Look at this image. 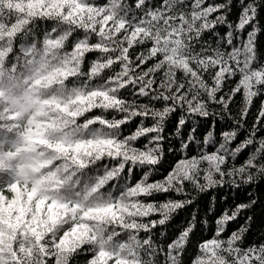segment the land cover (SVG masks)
<instances>
[{"label": "snow or ice", "instance_id": "6c2138e0", "mask_svg": "<svg viewBox=\"0 0 264 264\" xmlns=\"http://www.w3.org/2000/svg\"><path fill=\"white\" fill-rule=\"evenodd\" d=\"M261 18L264 0H0V264H264L251 216L229 230L255 199L225 208L194 251L195 215L153 238L193 191L264 181V99L246 125L264 96ZM172 136L179 158L152 179Z\"/></svg>", "mask_w": 264, "mask_h": 264}, {"label": "trees", "instance_id": "16d2710c", "mask_svg": "<svg viewBox=\"0 0 264 264\" xmlns=\"http://www.w3.org/2000/svg\"><path fill=\"white\" fill-rule=\"evenodd\" d=\"M217 2H222V0H217ZM238 14L239 9L234 6L233 11L229 16V19L235 22ZM261 27L264 28V18H261ZM217 31L220 33L221 36H223L228 31V29L226 27L221 26L217 29ZM245 31H247V29ZM205 38L210 39L212 44L215 45L216 37H212L211 34H206ZM257 56L259 60L264 61V31H261L257 37ZM234 83V80L227 82L229 86H233ZM225 90H227V88ZM262 99H264V96H260L254 99L253 105L249 111L248 119L246 121L247 126H250L255 120L256 112L259 108L260 100ZM241 107L242 96L240 94H237L233 98V101L229 105V108L232 110L233 115L238 117V113ZM177 119L178 114L174 115L172 119L168 122L165 129V136H168L170 133L174 132ZM211 123L212 117H209L208 120H201L198 125L197 134L203 137V135L206 134L207 131L211 130ZM130 127H134V125ZM231 127V121L226 120L224 123L217 121L215 134L218 136L220 131L230 130ZM188 130L189 126L186 125L182 131V136H186ZM261 134L264 135V133ZM243 136L244 131L241 130V132L239 133V138L243 139ZM169 143H171L174 148H178L179 140H177L175 136H172L170 141L165 142V156L160 165L161 174L154 175L152 179H159L162 175H166L167 171L170 170L175 160L179 158L178 152H167V146ZM242 159L243 155L238 158L237 162L239 163V161ZM140 174L141 173L139 172H133V182H135V180L139 178ZM192 195L195 197V200L191 205L179 210L178 213L173 214L171 220H169L165 225H157V227L153 229V232L155 233L153 238L155 240H157L159 243L166 245L169 241L176 237V235L181 231L182 228L187 226L188 222L192 219V216L195 215L196 229L194 230L192 241L194 251L195 245L199 241L211 237L215 228L214 221L225 208L231 210L237 204L247 203L253 199H255L256 204L251 209H247L242 212L238 220L234 221L229 226V230L232 231L237 229L240 225L245 223V220L248 216H251L252 220L249 222L250 239L252 241H257L260 238L264 237V181L253 185L241 186L240 188H231L225 186L214 188L204 193H196L195 191H193ZM172 198L183 199V197L175 196V194H172ZM158 199H163V197H158ZM210 207H214V211L211 213H209ZM151 218L159 219L158 216H154ZM202 219H207L208 225L206 227L200 223ZM75 259L79 261V264H84L85 257H76Z\"/></svg>", "mask_w": 264, "mask_h": 264}]
</instances>
